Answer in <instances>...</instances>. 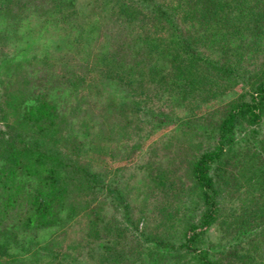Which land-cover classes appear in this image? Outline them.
I'll use <instances>...</instances> for the list:
<instances>
[{"label": "trees", "instance_id": "trees-1", "mask_svg": "<svg viewBox=\"0 0 264 264\" xmlns=\"http://www.w3.org/2000/svg\"><path fill=\"white\" fill-rule=\"evenodd\" d=\"M74 2L0 0L4 24L0 30L2 64L13 62L16 79L13 86L8 84L0 89V120L7 125L0 130V264H264V258L258 256L259 249L264 253V238L241 243L252 230L247 224L264 219V200L257 201L253 210L239 214L243 216L241 229L228 251L225 245L214 246L225 254L227 261L220 256L208 257L207 250L196 246L221 215L224 204L219 196L223 190L219 174L223 176L232 164L229 157L234 153L239 156L236 161L242 167L240 175L247 186L256 187L258 183L264 188L262 151L256 154L257 150H253L258 160L254 158V162L243 167L249 153L242 146H234L231 135L237 118L245 116L250 123L257 124L264 113V65L250 76L243 74L247 69L243 63L246 48L253 56L262 47L264 0H91V9L86 12L76 8ZM51 22L57 25L52 34L58 38L55 44L43 42L45 52L40 64L54 73L60 71L63 77L57 81L48 70L40 74L37 70L23 72L21 68L33 60L40 45L37 37L33 40L32 36L37 30L51 31ZM37 23L40 25L35 26ZM251 32L259 38L253 35L249 41ZM22 38L23 46L18 42ZM150 53L169 61L164 66L151 62ZM169 63L172 73L165 69ZM206 64L221 74L243 78L252 91L231 102L218 125L215 146L201 149L188 160L194 189L202 198L199 221L187 222L182 234L173 230L176 213L170 210L171 201L165 204L162 200L154 209L158 207L160 214L155 227L141 228L140 221L147 217V209L135 215L125 187L116 180L106 181L87 166L63 159L53 145L57 144L56 131L62 124L59 117L67 120V112H73L75 106L78 109L80 105L71 100H75L77 92L86 94L85 89L91 88L98 77L132 84L142 81L146 72L160 75L163 81L173 74L177 79L184 76L183 84L188 87L185 96L193 100L199 91H204V95L215 93L218 85H205L208 80L201 67ZM146 68L150 70L145 71ZM206 123L207 120L203 125ZM254 140L263 141L264 146V136L258 135ZM149 169L145 191L177 179L172 168L163 162L154 166L149 162ZM69 173L72 183L75 177L78 179L75 187L80 182L77 189L86 186L91 192L93 186V190L109 192L114 207L113 216L90 218L87 229L100 244L89 250L87 256L92 259L86 262L79 260L83 257L85 261L83 252L70 255L62 246V237L68 230L64 223L85 209L76 200L66 205ZM225 198L222 197L223 202ZM227 218L223 224L228 222ZM228 224L229 228L233 225ZM151 242L156 247L150 246Z\"/></svg>", "mask_w": 264, "mask_h": 264}, {"label": "rangeland", "instance_id": "rangeland-1", "mask_svg": "<svg viewBox=\"0 0 264 264\" xmlns=\"http://www.w3.org/2000/svg\"><path fill=\"white\" fill-rule=\"evenodd\" d=\"M90 1L75 0V7L83 12L90 11L92 5ZM37 6L39 7L40 4ZM95 10L98 9L95 8ZM101 14H105V12L102 11ZM3 25L0 17V30L4 27ZM38 25L40 24L37 23L35 26ZM50 25L51 31H46L47 29L42 32L34 31L32 39L37 37L36 41L40 45L37 52L33 53V60L30 63L22 64L21 68L24 69L23 72L37 70L40 74L48 70L52 74V79L57 81L58 78L63 77L60 71L54 73L46 65L40 64L45 52L42 47L43 42L55 44L58 38L52 34L53 28H56L57 25L52 22ZM253 35L259 38L255 32H251L250 37H247L249 41ZM95 41L100 42L101 40ZM18 42L21 46L25 44L24 38L18 39ZM1 44L0 36V52L3 49ZM142 45L144 46L143 43ZM260 45L262 47L254 51L253 56L250 55L249 47L246 48L248 54L246 53L243 63L247 69L243 70L244 73L242 71L245 76L259 72L264 65V39ZM209 48L210 44L208 53L211 54L212 49ZM215 52L212 54H216ZM231 52L233 54V51ZM2 56L3 54L0 55V89L5 88L8 84L13 86L12 83L16 82V79L13 78L15 76L13 62L6 61V65L2 64L4 63ZM150 59L151 62L152 60L158 61L162 66L169 61L166 58L159 59L153 53H150ZM165 69L168 73L174 72L170 63ZM201 72L208 80L205 85L210 87L218 85L219 88L215 93L211 92L206 95H204V91H199L194 100L185 96L188 87L183 84L184 76L177 79L173 74H170L163 81L159 79L160 75L155 76L146 72L142 81L125 84L119 81H105L96 73L98 77L96 81L92 83L91 88L85 89L87 95L77 92V99L71 100L72 104L80 105L78 109L75 106L73 112H67V120L62 115L59 117L63 129L59 126V130L56 131L58 133L57 144H52L56 149H59L63 159L87 166L93 171L99 172L106 181L116 180L125 187L135 215H140L143 209H147V215H145L147 217L140 221L141 228L148 225L155 227L160 214L158 207L157 211L154 209L155 206L162 203V200L165 201V204L171 201L170 210L176 213L173 230L182 234L187 222L199 221L203 211L202 198L199 191L194 189L188 160L198 154L201 149H210L215 146L218 138V125L226 115L227 109L231 107V102L242 96L247 97L252 91L251 86L249 87L243 78L221 74L209 64L201 67ZM59 82L64 83L62 80ZM107 108L115 109V111L111 112ZM206 120V125H203ZM6 128V123L0 120V130ZM231 135L236 142L234 146H242L249 153V155L246 154L243 167L254 162V158L258 160L252 154L253 150H257L256 154L262 151L260 157L261 160L264 159L263 141L254 140L258 135L264 136V113L257 124L250 123L245 116L237 118ZM238 157L236 153L229 157L232 164L230 167H226L227 171H224L223 176L220 177L219 174V181L221 178L223 186L222 195L219 196L221 203L224 204V206L221 205L219 220L202 234L196 244L199 249L207 250L208 257L220 256L226 261L225 254L214 246L225 245L224 249L228 251L231 248L230 242L234 239V235L236 236L241 229L240 220L243 219V216L239 214H243L246 209L253 210L257 201L264 200V188H260L258 183L256 187L247 186L244 178L240 175L242 167L237 163ZM226 160L229 161V159ZM149 162L153 166L154 163H165L169 168H172L174 177L177 179L166 185H160L155 190L148 188L145 191L146 188L143 186L149 179ZM211 171L214 173V167ZM75 178L72 183L69 173V193H66V205L72 200H76L85 209H81L70 222L64 223L68 230L62 237V246L63 250L70 255L83 252L86 255L85 261L83 257H79V260L86 262L92 259L87 256L89 250L100 244L99 240L96 241L97 238L90 236L91 230L87 229L90 218L92 216L98 219L113 216L114 207L109 192L98 191V188L93 190V186L90 189L91 192L86 186H84L85 189H77L80 182L78 181L75 187V182L78 180L77 177ZM252 184L255 185V182ZM223 196L226 197L224 202L222 201ZM154 211H156V215ZM226 217H228V222L225 221L223 224L222 221ZM234 218L240 222L233 221ZM229 222L233 224L231 228H229ZM247 226L248 229L252 227V230L243 237L242 244H248L252 242V238L256 237L263 240V218H258ZM59 229L61 231L63 228ZM149 245L156 247L155 242H151ZM176 245L179 246L180 241H177ZM258 256L261 259L264 258V253L260 249Z\"/></svg>", "mask_w": 264, "mask_h": 264}]
</instances>
